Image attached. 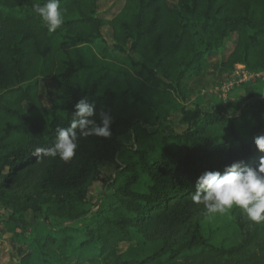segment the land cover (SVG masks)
<instances>
[{"label": "trees", "instance_id": "16d2710c", "mask_svg": "<svg viewBox=\"0 0 264 264\" xmlns=\"http://www.w3.org/2000/svg\"><path fill=\"white\" fill-rule=\"evenodd\" d=\"M45 2L0 0V224L15 264H264V223L238 208L206 214L191 200L204 172L259 164L264 100L225 115L188 104L189 82L229 44L225 69L264 72V0H177L175 8L125 0L111 20L99 0H60L64 23L52 33L33 11ZM112 56L123 64L108 62ZM47 83L54 91L45 104ZM85 97L97 122L110 112L111 137H80L68 162L36 156ZM106 165L114 166L109 178ZM98 184L94 206L90 188ZM162 224L169 227L151 255L120 253Z\"/></svg>", "mask_w": 264, "mask_h": 264}, {"label": "clouds", "instance_id": "9594fccd", "mask_svg": "<svg viewBox=\"0 0 264 264\" xmlns=\"http://www.w3.org/2000/svg\"><path fill=\"white\" fill-rule=\"evenodd\" d=\"M33 11L50 33L64 23L65 12L60 0H46L42 5L36 3ZM75 108L70 126L57 129L56 141L51 148L36 147V156H59L68 162L76 155L80 137H111L113 117L110 112L101 110L97 122L96 105L86 97L79 100ZM255 144L260 152H264V135L255 137ZM195 187L197 190L191 200L196 205L202 204L206 214H225L238 208L248 220L264 223V156L256 167L238 161L226 166L223 172L206 171L198 177Z\"/></svg>", "mask_w": 264, "mask_h": 264}, {"label": "rangeland", "instance_id": "374dc122", "mask_svg": "<svg viewBox=\"0 0 264 264\" xmlns=\"http://www.w3.org/2000/svg\"><path fill=\"white\" fill-rule=\"evenodd\" d=\"M125 0H99V13L106 20L113 19L123 8ZM177 0H169L172 8L176 7ZM104 36L111 40L112 30L110 27L104 29ZM94 53L99 56V50L93 49ZM232 44L227 45L219 53L211 54L205 71L201 77H193L188 84L190 106H201L208 110L216 109L222 114H235L240 109L248 105L251 101L264 100V72L250 73L243 65H235L232 70H227L222 66L226 61ZM99 61L101 57H98ZM108 62L122 65L120 57L112 56ZM35 70L30 76V80L38 77L37 68L39 62L35 61ZM138 84V82H137ZM53 87L50 83L42 85L40 97L47 104L49 97L53 94ZM173 120L177 122L179 115L174 114ZM125 144L132 143L130 137H124ZM114 174V166L106 165L103 168V175L109 178ZM100 184L90 188V201L96 206L100 201ZM220 220L224 221L223 218ZM166 225V224H165ZM159 225L154 229L155 234L148 236L137 235L131 244H123L119 251L129 259H142L161 246V238L166 233L168 225ZM228 235V234H226ZM17 260V251L11 242V235L5 227L0 224V264H15ZM12 261V262H11Z\"/></svg>", "mask_w": 264, "mask_h": 264}]
</instances>
